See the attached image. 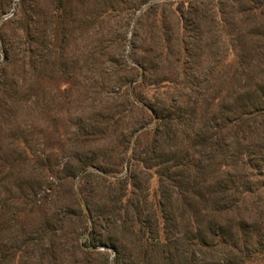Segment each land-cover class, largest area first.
Here are the masks:
<instances>
[{
  "label": "rangeland",
  "instance_id": "374dc122",
  "mask_svg": "<svg viewBox=\"0 0 264 264\" xmlns=\"http://www.w3.org/2000/svg\"><path fill=\"white\" fill-rule=\"evenodd\" d=\"M119 250L264 264V0H0V264Z\"/></svg>",
  "mask_w": 264,
  "mask_h": 264
},
{
  "label": "trees",
  "instance_id": "16d2710c",
  "mask_svg": "<svg viewBox=\"0 0 264 264\" xmlns=\"http://www.w3.org/2000/svg\"><path fill=\"white\" fill-rule=\"evenodd\" d=\"M24 1V0H23ZM146 110H148L153 116H154V119H156L157 120V122H160V124H159V127H157L155 130V134L157 135V136H159L160 138H163V137H166L167 138V136L169 135V133H171L172 132V130L174 129L173 127L174 126H172V124L170 125L169 123H167V121H166V119L164 120V116H160V113L158 112V109H156L153 105H146ZM162 122H161V121ZM168 131V132H167ZM175 137V136H174ZM157 139L158 138H156V141H157ZM145 164L147 163V161L146 162H144ZM88 167L87 166H82L80 169H79V171H78V173H82V172H84V174L83 175H87V174H89V173H87L86 172V169H87ZM86 172V173H85ZM104 178H106L105 176H103ZM107 179V178H106ZM119 179V178H118ZM212 195H214V193L212 194ZM79 204V203H78ZM80 207H81V209L82 210H85V209H87L88 208V206H86V205H82V204H80ZM46 229L44 228L42 231H45ZM121 255H122V253L120 252V250L117 252V258H116V262H115V264H120V258H121Z\"/></svg>",
  "mask_w": 264,
  "mask_h": 264
}]
</instances>
